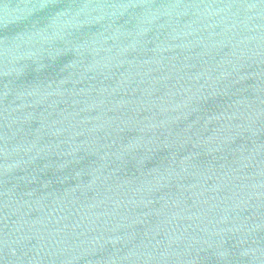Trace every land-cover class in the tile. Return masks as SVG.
Instances as JSON below:
<instances>
[{
    "label": "water",
    "instance_id": "1",
    "mask_svg": "<svg viewBox=\"0 0 264 264\" xmlns=\"http://www.w3.org/2000/svg\"><path fill=\"white\" fill-rule=\"evenodd\" d=\"M0 264H264V0H0Z\"/></svg>",
    "mask_w": 264,
    "mask_h": 264
}]
</instances>
